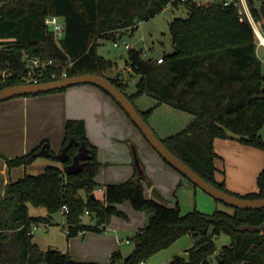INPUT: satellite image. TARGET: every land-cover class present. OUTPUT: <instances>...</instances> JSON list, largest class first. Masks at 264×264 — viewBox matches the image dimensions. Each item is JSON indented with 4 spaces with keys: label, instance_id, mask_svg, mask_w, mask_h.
<instances>
[{
    "label": "trees",
    "instance_id": "16d2710c",
    "mask_svg": "<svg viewBox=\"0 0 264 264\" xmlns=\"http://www.w3.org/2000/svg\"><path fill=\"white\" fill-rule=\"evenodd\" d=\"M172 0H0V89L24 83L23 57L53 60L66 67L69 77L80 74L105 75L114 71L116 62L98 53L99 38L115 39L119 30H135L138 24L163 12L185 6L187 18L170 22L174 51L157 64L144 58L142 49H128L126 65L140 75L137 90L128 95V83L122 72L113 80L133 101L146 94L156 106L170 107L192 115L180 132L161 138L164 144L204 179L218 188L243 198L264 197V169L257 178L256 191L236 194L216 177V139H236L264 150V71L257 54V42L251 25L242 22L233 7L218 4L180 5ZM258 20H264V0L259 7L250 0ZM61 17L65 33L57 40L45 23L47 16ZM264 32V23L262 25ZM68 62L73 64L68 66ZM47 78L45 82L50 81ZM66 88L32 95L63 91ZM29 96V95H27ZM153 110L140 111L147 120ZM128 115V114H127ZM71 139L74 141L71 143ZM85 144L90 160L80 159L83 168L67 174L64 167L74 161ZM43 146H46L42 151ZM64 152V153H63ZM96 146L86 131L84 119L69 118L65 123L61 151H53L45 140L32 151L15 158H4L8 167L31 164L46 155L54 160L65 156L63 167L48 165L38 174H28L6 185L0 194V264H100L77 261L68 252L48 248L41 250L33 241L32 229L39 223L49 224L52 215L64 205L69 208L67 237L88 230L102 231L114 214H121L117 204L129 200L136 210L149 213L145 227L132 237L133 249L128 256L113 252L109 264H141L167 248L185 234L194 238L188 256H176L170 264H264V231H240L243 225L264 224V208L232 212L217 209L212 214L194 210L181 213L178 205L168 206L146 198L141 178L134 175L122 183L107 184L103 198H92L97 183L99 162ZM80 191H84L86 199ZM45 207L47 214L33 216L29 206ZM89 211L95 224H84L81 216ZM231 237L218 255L216 239Z\"/></svg>",
    "mask_w": 264,
    "mask_h": 264
},
{
    "label": "rangeland",
    "instance_id": "374dc122",
    "mask_svg": "<svg viewBox=\"0 0 264 264\" xmlns=\"http://www.w3.org/2000/svg\"><path fill=\"white\" fill-rule=\"evenodd\" d=\"M254 3L257 7L261 5V1L258 0ZM188 15L189 10L185 6L175 8L172 18L160 12L151 19L140 22L135 30H126L118 39V47L114 46L115 39L99 38L98 53L122 68L123 79L128 83L126 89L128 95L137 90V83L141 77L126 65L128 48L124 46V42L127 41L134 49L147 51L144 56L147 59L172 54L174 46L170 22L173 18H187ZM256 42L258 46L257 38ZM257 54L264 71V48L257 49ZM10 99L15 101L20 111L19 115H15L19 119L18 127L15 129L18 134L13 135L10 141L0 140V145L8 147L12 142H17L11 146V153L23 152L36 140H47L59 151L60 146L56 145L61 141L60 138L64 139L66 121L69 118L84 119L87 136L97 150L96 158L99 165L94 180L97 183L95 194L98 198H103L102 191L107 184L128 181L137 173L147 198L153 197L168 206L178 205L183 214L194 210L205 214H212L217 209L233 211V207L214 199L167 163L116 100L100 87L79 84L67 87L63 91ZM5 101L0 102V106ZM133 102L140 111L153 108L147 115V122L160 138L180 132L193 118L189 113L167 104L156 106L157 101L146 94L138 95ZM5 110L8 113V108ZM0 159L6 162L4 158ZM48 165L63 167L60 159L54 160L46 155H40L26 167V173H41ZM20 167L23 172L25 167ZM12 169L13 167H8L3 177H9V170ZM0 187L6 189L1 176ZM80 194L86 199L84 191H80ZM28 206L30 215L47 214L45 207L30 204ZM117 207L121 214L110 217L106 230H88L84 235L79 233L70 238L67 237V217L61 211L57 212L52 215L49 224L42 222L33 227V241L41 250L58 249L68 252L79 261L109 264L116 250H121L125 256L131 253L133 242L127 243V239L133 237L137 229L143 227L150 217L149 213L136 210L129 200L117 204ZM81 222L91 224L96 222V219L84 213ZM120 239L124 241L122 244L119 243ZM230 242L231 237L225 233L216 239L218 255L221 254L223 245ZM193 245L192 235L185 234L143 264H170L176 256L187 257V250ZM212 260L213 264H218L214 257Z\"/></svg>",
    "mask_w": 264,
    "mask_h": 264
},
{
    "label": "water",
    "instance_id": "95a60500",
    "mask_svg": "<svg viewBox=\"0 0 264 264\" xmlns=\"http://www.w3.org/2000/svg\"><path fill=\"white\" fill-rule=\"evenodd\" d=\"M163 13L170 18L173 17L172 9L167 7ZM122 72V68H117L112 71L108 69L105 75L97 74H80L71 76L65 79L52 80L41 83H22L12 86H7L0 89V102L7 99L17 97V96H27L32 94H38L42 92H49L53 90L63 89L79 84H93L108 94H110L116 102L123 108V110L132 119L135 125L146 137L148 142L152 147L164 158V160L178 170L182 175H184L188 180H190L194 185L201 188L207 194L212 196L214 199L223 202L233 208L255 210L264 208V197L263 198H243L235 194L224 191L211 182L204 179L200 174H198L192 167H190L185 161H183L179 156L173 153L162 141V139L155 133V131L150 127L147 120L143 117L141 112L135 106V103L129 98V96L122 91L113 80H115L118 75ZM74 139H71V143ZM46 146H43L42 151H44ZM64 153V152H63ZM60 160L65 162V156H59ZM91 155L89 149L83 143L78 154L74 157L72 164L65 167V172L67 174H76L82 170L83 165L80 162L82 160H90ZM92 198H96L95 194H91ZM240 231H251V232H263L264 224L261 226H253L250 224L243 225L239 228ZM123 264V262H120Z\"/></svg>",
    "mask_w": 264,
    "mask_h": 264
},
{
    "label": "crops",
    "instance_id": "0c3cea01",
    "mask_svg": "<svg viewBox=\"0 0 264 264\" xmlns=\"http://www.w3.org/2000/svg\"><path fill=\"white\" fill-rule=\"evenodd\" d=\"M260 47L264 48V46L260 45L258 46L257 49L259 50ZM6 108H8V113L5 110ZM19 112L20 111L17 107V104H15V101H13L12 99L3 102V104L0 106V140L7 139L8 141H10L11 139H13L12 138L13 135L18 134L17 131H15V129L18 127L19 119L15 117V115H19ZM64 133H65V128H64ZM60 140L61 141L56 145V146H60L59 151H57V147L51 146L53 151L56 153L61 151V147L64 139L62 140L60 138ZM43 141H37V140L34 141L33 145L30 148H27L26 150L20 153L10 152L12 151L11 146L13 144H16L17 142H12L11 144L8 145V147H4L5 145H0V154H3L8 158L13 159L15 157L27 154L28 152L32 151L35 147H37L39 144H41ZM90 142L93 145H95L91 140ZM214 147L220 156L215 160V165L218 170L216 174L217 179L219 181L224 180L226 183V187L229 189V191L236 194L244 195L249 192L256 191L258 188V184H257L258 175L264 169V150L257 147L245 145L236 139H216L214 141ZM7 168H8L7 163L0 159V176L3 178L4 186H6L9 182H15L19 180L26 173V168H24V171L22 172V168L20 166H16L13 167L12 170H9V175H8L9 177L7 176L3 177V175H6ZM4 190L5 188L0 189L1 195L4 193ZM149 199H155V198L149 197ZM95 223L96 222H93L91 224H95ZM146 224L147 223H144L143 227H145ZM101 228L103 230H106L107 224L101 226ZM141 228H138L136 233L139 232ZM114 231L115 233H117L116 229H114ZM84 234L85 232L83 233V235ZM127 240L132 242V237L131 238L129 237ZM123 242H124L123 239H120L119 243L122 244ZM72 258L74 260H77V258L73 256Z\"/></svg>",
    "mask_w": 264,
    "mask_h": 264
},
{
    "label": "built area",
    "instance_id": "2783aa9c",
    "mask_svg": "<svg viewBox=\"0 0 264 264\" xmlns=\"http://www.w3.org/2000/svg\"><path fill=\"white\" fill-rule=\"evenodd\" d=\"M255 1V0H253ZM261 1V0H258ZM178 3L180 5H185L187 3H192L197 6L202 5H211L218 4L222 6H230L233 7L238 17L242 22H247L251 25L255 37L259 40L258 46H264L262 39L264 38L263 32V23L264 20H258L253 14L251 9L250 0H172V3ZM256 6V5H255ZM172 9L171 6H168ZM257 7V6H256ZM45 23L51 32L54 33L57 40H60L65 33V22L61 17L50 15L45 19ZM124 34V31L119 30L115 35V43L114 46L118 47V39H120ZM124 46L128 49H131V45L125 41ZM147 54V51L143 50V56ZM145 58V57H144ZM165 56H158L154 58L157 64H161L164 62ZM147 59V58H146ZM153 59V58H152ZM23 61L25 62L26 71L23 77L24 83H41L45 82L47 78L52 80H60L69 77L68 71L66 67L60 68L53 60H44L40 57H29L25 55L23 57ZM72 62H68V66L72 65ZM61 213L66 215L69 213V208L67 205H64L61 209ZM86 215L92 216L89 211L85 212ZM82 217V216H81ZM36 226V225H35ZM127 243L130 241L127 240ZM143 264V263H141Z\"/></svg>",
    "mask_w": 264,
    "mask_h": 264
},
{
    "label": "bare ground",
    "instance_id": "6f19581e",
    "mask_svg": "<svg viewBox=\"0 0 264 264\" xmlns=\"http://www.w3.org/2000/svg\"><path fill=\"white\" fill-rule=\"evenodd\" d=\"M262 42L264 43V38L262 39Z\"/></svg>",
    "mask_w": 264,
    "mask_h": 264
},
{
    "label": "flooded vegetation",
    "instance_id": "af4514ba",
    "mask_svg": "<svg viewBox=\"0 0 264 264\" xmlns=\"http://www.w3.org/2000/svg\"><path fill=\"white\" fill-rule=\"evenodd\" d=\"M61 156V155H60Z\"/></svg>",
    "mask_w": 264,
    "mask_h": 264
}]
</instances>
